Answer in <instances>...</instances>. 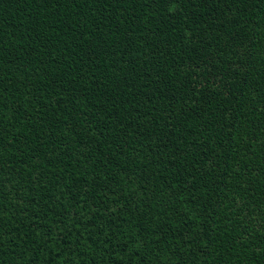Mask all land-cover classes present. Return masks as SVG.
Returning a JSON list of instances; mask_svg holds the SVG:
<instances>
[{
  "label": "trees",
  "instance_id": "16d2710c",
  "mask_svg": "<svg viewBox=\"0 0 264 264\" xmlns=\"http://www.w3.org/2000/svg\"><path fill=\"white\" fill-rule=\"evenodd\" d=\"M0 264H264V0H0Z\"/></svg>",
  "mask_w": 264,
  "mask_h": 264
}]
</instances>
